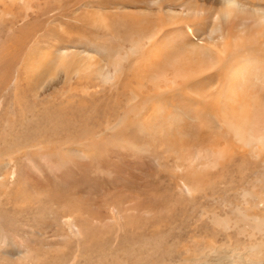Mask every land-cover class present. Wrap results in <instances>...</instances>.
Masks as SVG:
<instances>
[{
	"label": "rangeland",
	"instance_id": "1",
	"mask_svg": "<svg viewBox=\"0 0 264 264\" xmlns=\"http://www.w3.org/2000/svg\"><path fill=\"white\" fill-rule=\"evenodd\" d=\"M22 2L0 0V44L23 59L0 86V264H264V162L191 176L178 153L218 142L194 119L193 87L151 98L129 71L102 81L130 36L162 24L176 47L158 51L180 55L176 23L117 10L151 0ZM132 19L142 24L128 31ZM143 41L124 63L136 71L153 50ZM56 49L67 66L54 72ZM27 61L50 78L27 75Z\"/></svg>",
	"mask_w": 264,
	"mask_h": 264
},
{
	"label": "bare ground",
	"instance_id": "2",
	"mask_svg": "<svg viewBox=\"0 0 264 264\" xmlns=\"http://www.w3.org/2000/svg\"><path fill=\"white\" fill-rule=\"evenodd\" d=\"M167 1L176 0H151V7L145 8L135 7L133 3L117 10L141 18L157 13L161 21L163 13L174 21L173 24L176 23V30L182 31L178 40L184 38L183 43L188 46L184 47L180 55L158 51L161 42H166L162 45L176 47L173 43L176 31L168 32L171 33V39L169 35H165L168 37L166 40L158 38L165 32L163 24L154 35L140 36L136 40L130 36L129 46H126V50H117L111 63V73H104L102 81L110 78L114 80L129 71L136 75L134 79L138 88L146 81L156 91V94H148L151 98L165 91L173 93L182 88L188 90L187 85L193 87L190 99L193 109L197 110L194 119L199 118L201 124L205 125V132L218 139V142L199 147L191 154L178 153L176 166L187 174L203 175L222 168L229 161L234 165L233 168L242 160L264 162V2L184 0L179 2L180 8L173 9L164 5ZM22 14L21 22L25 20L23 16H26L24 12ZM49 23L46 25L49 26ZM127 23L126 30L129 31L140 26L142 21L132 19ZM141 39L144 45L153 50L139 53L143 67L136 71L124 63L135 46H140ZM14 50L5 51L0 44V86L5 83L6 71L11 65L14 67L11 83L14 85L17 82L23 59L19 57V50ZM56 50L58 55L46 57L52 62L54 72L67 66L64 64L66 51ZM42 64L25 62L26 74L47 75L50 78L51 73L42 70ZM132 93L136 95L135 91ZM132 109L130 107L127 113ZM176 184L180 182L177 180Z\"/></svg>",
	"mask_w": 264,
	"mask_h": 264
}]
</instances>
